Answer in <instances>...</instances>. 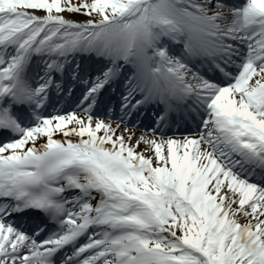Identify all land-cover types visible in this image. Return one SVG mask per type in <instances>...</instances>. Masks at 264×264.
Here are the masks:
<instances>
[{"label":"snow or ice","instance_id":"snow-or-ice-1","mask_svg":"<svg viewBox=\"0 0 264 264\" xmlns=\"http://www.w3.org/2000/svg\"><path fill=\"white\" fill-rule=\"evenodd\" d=\"M0 264H264V0H0Z\"/></svg>","mask_w":264,"mask_h":264},{"label":"rangeland","instance_id":"rangeland-1","mask_svg":"<svg viewBox=\"0 0 264 264\" xmlns=\"http://www.w3.org/2000/svg\"><path fill=\"white\" fill-rule=\"evenodd\" d=\"M72 1H78V0H72ZM67 14H69V13H67ZM142 147H143V145H142ZM147 154V153H146ZM241 222H243V220L241 219Z\"/></svg>","mask_w":264,"mask_h":264}]
</instances>
